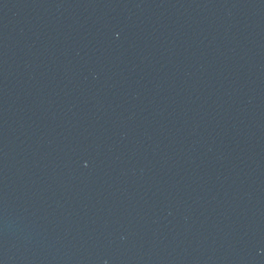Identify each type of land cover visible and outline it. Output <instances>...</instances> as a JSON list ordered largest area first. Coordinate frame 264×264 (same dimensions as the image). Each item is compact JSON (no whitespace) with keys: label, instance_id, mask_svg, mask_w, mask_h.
Here are the masks:
<instances>
[{"label":"water","instance_id":"95a60500","mask_svg":"<svg viewBox=\"0 0 264 264\" xmlns=\"http://www.w3.org/2000/svg\"><path fill=\"white\" fill-rule=\"evenodd\" d=\"M0 264H264V0H0Z\"/></svg>","mask_w":264,"mask_h":264}]
</instances>
